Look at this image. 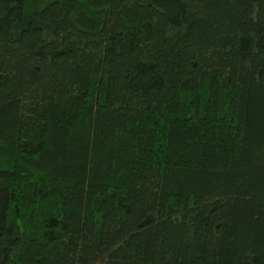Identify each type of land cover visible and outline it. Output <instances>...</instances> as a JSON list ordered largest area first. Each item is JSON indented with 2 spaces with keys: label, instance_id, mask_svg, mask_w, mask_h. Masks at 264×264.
Instances as JSON below:
<instances>
[{
  "label": "trees",
  "instance_id": "1",
  "mask_svg": "<svg viewBox=\"0 0 264 264\" xmlns=\"http://www.w3.org/2000/svg\"><path fill=\"white\" fill-rule=\"evenodd\" d=\"M0 264H264V0H0Z\"/></svg>",
  "mask_w": 264,
  "mask_h": 264
}]
</instances>
